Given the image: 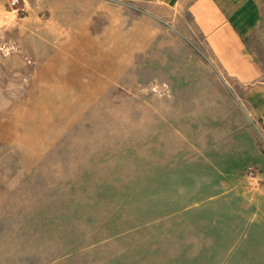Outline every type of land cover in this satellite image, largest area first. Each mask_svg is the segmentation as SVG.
I'll list each match as a JSON object with an SVG mask.
<instances>
[{
	"label": "rangeland",
	"instance_id": "rangeland-1",
	"mask_svg": "<svg viewBox=\"0 0 264 264\" xmlns=\"http://www.w3.org/2000/svg\"><path fill=\"white\" fill-rule=\"evenodd\" d=\"M191 62L218 74L193 20L0 0V264H264V176L228 158Z\"/></svg>",
	"mask_w": 264,
	"mask_h": 264
},
{
	"label": "crops",
	"instance_id": "crops-1",
	"mask_svg": "<svg viewBox=\"0 0 264 264\" xmlns=\"http://www.w3.org/2000/svg\"><path fill=\"white\" fill-rule=\"evenodd\" d=\"M129 1L140 6L146 17L164 24L178 27L194 21L205 39L209 60L218 70L216 74L205 63H190L203 69L200 81L205 86L204 99L219 101L218 137L224 142L228 158L240 164L256 163L264 176V154H260L258 145L259 140L264 147V61L248 44L261 20L259 0ZM243 169L236 165L222 174L239 176Z\"/></svg>",
	"mask_w": 264,
	"mask_h": 264
}]
</instances>
